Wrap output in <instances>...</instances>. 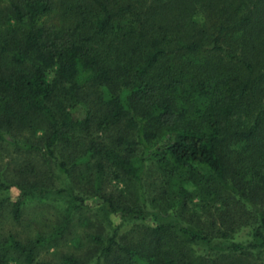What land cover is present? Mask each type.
Returning <instances> with one entry per match:
<instances>
[{"label": "trees", "instance_id": "obj_1", "mask_svg": "<svg viewBox=\"0 0 264 264\" xmlns=\"http://www.w3.org/2000/svg\"><path fill=\"white\" fill-rule=\"evenodd\" d=\"M154 141L162 167L187 177L201 203L258 213L253 242L231 252L264 248V0H0V147L42 153L67 182L0 180V192L20 191L17 220L30 199L72 204L47 238L0 239V264H41L40 249L69 233L74 213L95 208L76 190L84 182L98 208L148 226L131 243L100 228L86 253L60 264H203L189 244L214 241L176 214L188 190L167 214L101 192L110 169L141 187L145 159L135 155Z\"/></svg>", "mask_w": 264, "mask_h": 264}, {"label": "rangeland", "instance_id": "obj_2", "mask_svg": "<svg viewBox=\"0 0 264 264\" xmlns=\"http://www.w3.org/2000/svg\"><path fill=\"white\" fill-rule=\"evenodd\" d=\"M3 69L4 66L2 65ZM105 100L110 98L106 89L101 90ZM59 96V95H58ZM84 110L74 112L76 118L84 116ZM139 134L134 132L133 140ZM139 141V140H138ZM160 142L142 143L137 148L135 160L145 159L146 171L141 187L135 181L128 182L117 173L107 170L101 192L114 195L121 206H140L145 204L154 212L170 213L174 207L180 188L188 190L189 195L177 207V216L184 225H192L205 230L215 244L205 246L189 244L194 257H203V264H264V248L243 253H233L229 244H250L258 226V213L250 206L231 202L230 207L222 203L205 205L195 193V188L187 177L178 172L172 174L165 170L158 157ZM81 170H86L82 165ZM94 174V171L91 173ZM0 180L8 184H39L49 190L64 188L67 182L52 164L46 163L42 153L34 150L18 149L9 144L0 147ZM77 192L85 197L88 204L95 208L80 209L74 213L69 233L56 244L40 249L37 262L41 264H60L65 255L84 254L91 246L90 236L104 230L103 236H109L118 227V236L122 242H137L145 233L148 223L134 222L106 213L97 207L98 198L91 184L75 185ZM20 196L17 188L0 192V239L14 237L28 243L39 237H49L62 226L69 207L68 199L51 195L44 199L27 200L17 220L14 217V203ZM177 200H180L179 198ZM180 202V201H179ZM94 256H92L93 258ZM9 264H19L16 257Z\"/></svg>", "mask_w": 264, "mask_h": 264}]
</instances>
